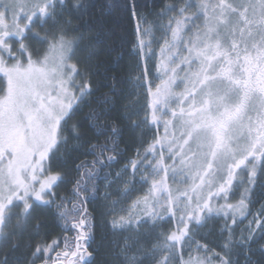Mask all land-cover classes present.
Returning a JSON list of instances; mask_svg holds the SVG:
<instances>
[{"label": "snow or ice", "instance_id": "snow-or-ice-1", "mask_svg": "<svg viewBox=\"0 0 264 264\" xmlns=\"http://www.w3.org/2000/svg\"><path fill=\"white\" fill-rule=\"evenodd\" d=\"M0 264H264V0H0Z\"/></svg>", "mask_w": 264, "mask_h": 264}, {"label": "trees", "instance_id": "trees-1", "mask_svg": "<svg viewBox=\"0 0 264 264\" xmlns=\"http://www.w3.org/2000/svg\"><path fill=\"white\" fill-rule=\"evenodd\" d=\"M100 59H102V60H105L106 59V57L104 56V54H103V52L101 53V56H100ZM125 59H127V58H125ZM123 63V62H122ZM127 138V137H126ZM129 154H131V153H129ZM125 161H121V163H124ZM120 167V165H116V168L118 169ZM246 223V222H245ZM241 227H243V225H241ZM217 250H219V249H217Z\"/></svg>", "mask_w": 264, "mask_h": 264}]
</instances>
